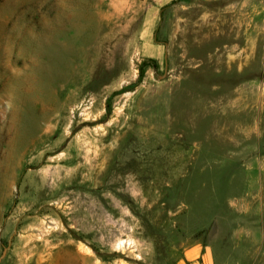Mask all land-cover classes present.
Wrapping results in <instances>:
<instances>
[{
    "label": "rangeland",
    "instance_id": "1",
    "mask_svg": "<svg viewBox=\"0 0 264 264\" xmlns=\"http://www.w3.org/2000/svg\"><path fill=\"white\" fill-rule=\"evenodd\" d=\"M194 248L264 264V0H0V264Z\"/></svg>",
    "mask_w": 264,
    "mask_h": 264
},
{
    "label": "crops",
    "instance_id": "2",
    "mask_svg": "<svg viewBox=\"0 0 264 264\" xmlns=\"http://www.w3.org/2000/svg\"><path fill=\"white\" fill-rule=\"evenodd\" d=\"M174 1H178V0H156V3L163 6V5H168ZM181 1L189 2L193 0H181ZM202 1L210 2L214 0H202ZM200 253H201L200 249L198 250L197 248L189 250L185 256V259L182 262H179V264H188V263L199 264V262H197V257Z\"/></svg>",
    "mask_w": 264,
    "mask_h": 264
},
{
    "label": "bare ground",
    "instance_id": "3",
    "mask_svg": "<svg viewBox=\"0 0 264 264\" xmlns=\"http://www.w3.org/2000/svg\"><path fill=\"white\" fill-rule=\"evenodd\" d=\"M82 172V171H81ZM66 250V249H65ZM82 250V249H81ZM66 261H67V263L66 264H71L73 261H74V259H72V258H70V256H68L67 257V259H66Z\"/></svg>",
    "mask_w": 264,
    "mask_h": 264
},
{
    "label": "water",
    "instance_id": "4",
    "mask_svg": "<svg viewBox=\"0 0 264 264\" xmlns=\"http://www.w3.org/2000/svg\"><path fill=\"white\" fill-rule=\"evenodd\" d=\"M6 254V250H5V252H4V255ZM4 255L1 257V259H0V263H1V261H2V259H3V257H4Z\"/></svg>",
    "mask_w": 264,
    "mask_h": 264
}]
</instances>
